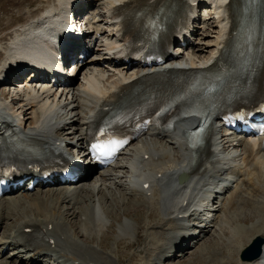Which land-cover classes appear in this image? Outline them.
<instances>
[{
  "label": "bare ground",
  "instance_id": "obj_1",
  "mask_svg": "<svg viewBox=\"0 0 264 264\" xmlns=\"http://www.w3.org/2000/svg\"><path fill=\"white\" fill-rule=\"evenodd\" d=\"M26 1L29 5L33 2L38 4L30 18L15 27H9L11 29L4 28L5 31L0 34V130L14 131L17 139L23 142H41L47 146L58 142L66 143L67 146L72 143L81 145L85 128L98 108L113 96L114 90L121 88L141 71L113 61L117 54L122 56L125 45L130 46L135 42L132 33L118 37V32L124 30L130 18L135 19L136 30H141L146 21L135 17L134 11H147L149 17L153 18V13L162 6L170 5L172 0H91L90 6L102 7L106 12L102 20L95 18L90 22L93 32L96 36L100 33L103 41L96 51L98 57L85 59L87 61L75 70L69 82L59 87L50 86L46 82L29 85L24 81L22 84L17 81L20 72L17 67L24 70L28 61L50 60L52 48L55 49L67 32L70 8L79 7L81 0ZM227 1L192 0L194 6L192 9L188 7V11L182 15L184 21L176 22L170 28L176 40L191 35L183 52L178 51L174 55V62L185 63L191 67H206L217 59L220 49L225 46L231 33L229 6L234 5L235 0H229L228 3ZM196 2L199 3L197 8ZM9 5L18 7L20 0H0L3 12L7 11ZM200 6L207 9L209 16L198 11ZM108 12H112V15ZM116 17L122 18L121 21ZM6 39L8 41L4 42ZM82 70L85 72L81 79H78L77 75ZM3 72L8 74L5 80L2 79ZM18 83L22 85L19 86ZM6 117L13 118L14 122L9 123ZM191 123L185 121L179 124L176 133H180ZM18 127L23 129L18 130ZM165 138L161 141L151 135L150 138L141 140L126 154L129 156L127 164L118 162L112 170L102 171L96 177L85 175L87 178L74 186L49 188L42 190L41 195H38L39 192L32 193L37 194L32 197L31 194L16 195L22 186L9 190V196L0 198V253L3 249L6 251L12 247L14 250L24 251L25 255L11 256L3 264H44L46 257L54 258L55 264H112L110 255L104 256L100 249L83 246L76 237L86 236L92 241L95 238L92 236L94 233L99 234L106 227L107 230H112V224L107 222V218L112 217V202L114 204V201H125L137 192L142 194L148 191H151L152 195L145 200L151 208L148 215L150 224H147L156 233H165L175 228L174 225L179 220L176 213H189V217L198 213L199 217L195 220H200L204 226L201 230L195 227L193 233L182 235L181 243L175 244L181 251H188L194 238L200 237L202 233H210L211 227H218L228 241L222 242L224 246L221 248L225 253L223 264H264V248L262 256L256 260L242 261L239 257L246 242L256 235L264 237V154L259 150L261 142L254 138L226 136L217 126L211 139L212 150L200 156L186 147L177 136ZM1 139L5 141V137ZM236 150L239 153H235L236 157L231 162L224 161L209 169L204 168L212 165L207 162L216 157L215 152L227 157ZM146 154H149L148 159L145 158ZM201 169L205 174L194 180L193 178L196 179L200 175L191 177L190 172L197 173ZM136 170L138 174L135 173ZM122 172L127 173L124 175ZM182 172L190 178L184 184L179 182ZM126 176L127 179H124ZM205 177L220 178L228 182L219 191L223 197L219 200V197L214 196L211 206L210 197L206 196L208 183ZM146 181L151 182L149 189L143 187ZM189 181L201 185L198 186L196 195L190 193L192 185ZM138 182L140 188L138 186L136 189L133 185H138ZM196 197H199V201H196ZM130 201L128 200L126 206ZM20 206L30 212L23 214L20 212ZM74 215L80 223L78 219L73 218ZM253 218L258 219L256 224H253ZM9 219H13V226L5 224ZM249 220L253 225L241 226L240 223L248 224ZM66 222L73 226V232L69 231L71 228ZM181 225L182 228L190 227L185 223ZM28 226H35L42 237L28 238L24 233ZM141 227L138 225L137 229ZM155 232L148 233L149 240L157 245L156 248L162 250L164 247H158L160 240ZM197 232L199 234H195ZM62 236L67 237V241ZM139 241L130 244L131 248L142 244L143 233L139 236ZM62 242H66L67 249L58 251L53 248H58ZM102 243L104 240L98 245L104 248ZM149 250L150 248H145L138 251L133 255V259L136 260L137 256ZM50 251L56 257L51 255ZM158 254L160 253L155 255ZM163 254L164 252H161L160 256L153 258L156 264Z\"/></svg>",
  "mask_w": 264,
  "mask_h": 264
},
{
  "label": "rangeland",
  "instance_id": "obj_2",
  "mask_svg": "<svg viewBox=\"0 0 264 264\" xmlns=\"http://www.w3.org/2000/svg\"><path fill=\"white\" fill-rule=\"evenodd\" d=\"M31 2V0L29 1ZM13 6V7H12ZM21 7V8H20ZM38 7V4L36 2H33L32 5H29L28 2L26 0H20V5L18 7H16L15 5H9L8 9L6 12H3V10L0 7V34H2L5 29H11L9 27H15L16 25L25 22L26 20H28L30 18V16L33 14L32 11H35V9ZM19 8V9H18ZM31 10V12H30ZM37 13V12H36ZM5 28V29H4ZM6 40H4V42H6ZM6 45V44H4ZM1 43H0V48H1ZM79 77L81 78V76L79 75ZM78 77V79H79ZM6 90V88H5ZM14 107H16L15 105H13ZM124 163V162H123ZM97 175V174H96ZM48 188H44V189H38L35 190L33 192H28L26 193V195L28 196L29 194L30 197L35 196L32 195V193H38V195L42 194V190H47ZM24 194V193H23ZM21 195V194H20ZM99 195H101V193H99ZM19 196V195H18ZM141 195L139 194L138 196L134 197L131 196V198H128L125 201H117V203L114 201V204L112 202V206H111V210H112V217H108L107 218V222L109 224H112V230H107V227L104 229V231H106L103 235L102 232H100L99 234H93L92 236H94L95 238L92 239H88L85 237H76L78 239V241L86 247H95L97 249H100V251L104 252V256L105 254H108L111 256L112 259V264H155V262L152 263L151 260V255L154 252V249L157 247V245L152 244L149 240L150 236H148V233L150 232H155V230L153 231V229L149 228V219L147 220V217L149 215V207L148 205L144 202L143 200H141ZM133 198V199H132ZM136 198L140 199V201H138ZM128 200H131L130 203H128V206H126ZM86 204V203H85ZM80 205V204H78ZM85 207V206H84ZM20 208V212H22L24 214L25 213H29L28 211H26L23 207H19ZM18 208V210H19ZM87 209V208H85ZM78 211V209H75ZM249 210V209H248ZM250 214V211H248ZM57 215V214H56ZM143 216H145V218L143 219ZM243 217V215H242ZM73 218L75 219V215L73 216ZM72 219V218H71ZM78 219V218H76ZM138 220V221H137ZM147 221V222H143ZM79 223L80 220L78 219ZM129 221V222H128ZM199 220H197L196 222H198ZM250 221V220H249ZM258 221V219H254L252 220L253 224H256ZM140 222V223H139ZM11 225L13 226L14 221L13 219H9L5 222V224ZM70 222H66V225L68 227L71 228V232H73V226L71 227ZM149 223V224H147ZM240 222H238L239 224ZM197 224V223H196ZM241 226L243 225L244 227H250L251 226V221L248 224H243L240 223ZM252 224V225H253ZM138 225L142 226L141 228H138ZM81 228V226H80ZM123 228V229H122ZM194 227L190 228V232H193ZM212 230L210 233L208 234H204L202 233L200 237L194 238V240H192L190 242V247L188 249V251H181V249L177 248L176 246H173V244H176L180 241H182L183 237L182 235L179 236V239H164L161 236V233H155L158 237L162 238V241L160 242L161 245H163V243L166 245V243H169L171 245H168V249L166 252H164L165 254H163V258L161 261H159V264H223V262H225V253H224V249H222L221 247L224 246L222 244V242L227 243V237L224 236L220 229L218 227H211ZM135 231H136V238L135 237ZM187 229H183L182 233L186 232ZM5 232V231H4ZM146 232V233H145ZM2 233V232H1ZM143 233V242L139 247H135V248H131L130 244H134L135 242H140L139 241V236ZM199 233V232H197ZM195 233V234H197ZM4 234V233H3ZM102 235V236H101ZM106 235V236H105ZM3 236V235H2ZM1 238V236H0ZM134 239L133 241H130ZM219 239V241H218ZM104 243L101 244L102 247L101 248L98 243L103 241ZM149 242V243H146ZM154 243V240L152 241ZM250 242H246L245 246H247ZM216 245V247H215ZM155 246V247H154ZM244 246V247H245ZM171 247V248H169ZM173 247V248H172ZM220 247V249H219ZM145 248H151V250H149V252H144L143 258L138 257L137 259L134 260L133 259V255H135V253L137 252V250L140 249H145ZM12 250H9L8 252H6L5 255H3L2 253H0V264L5 263L6 260H8L9 255H11ZM222 253V254H221ZM171 256V257H169ZM221 256V257H220ZM218 257H220L218 259ZM223 257V258H222ZM216 258V260L214 261V259ZM223 259V260H222ZM220 261H222L220 263ZM44 264H53L54 261L48 259V257L45 258V260H43Z\"/></svg>",
  "mask_w": 264,
  "mask_h": 264
},
{
  "label": "water",
  "instance_id": "obj_3",
  "mask_svg": "<svg viewBox=\"0 0 264 264\" xmlns=\"http://www.w3.org/2000/svg\"><path fill=\"white\" fill-rule=\"evenodd\" d=\"M264 242V239L260 236H258L254 242L246 248V250L243 252L242 257L243 259L247 260H253L260 256L262 252V243Z\"/></svg>",
  "mask_w": 264,
  "mask_h": 264
}]
</instances>
